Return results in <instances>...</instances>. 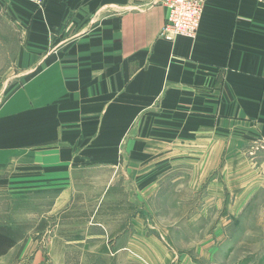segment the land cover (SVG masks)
<instances>
[{
  "label": "crops",
  "instance_id": "1",
  "mask_svg": "<svg viewBox=\"0 0 264 264\" xmlns=\"http://www.w3.org/2000/svg\"><path fill=\"white\" fill-rule=\"evenodd\" d=\"M165 17L163 0H0V192L37 198L62 252L112 264L224 257L255 205L253 258L232 264H264V0H203L194 38L161 37ZM185 215L215 217L206 250L174 247Z\"/></svg>",
  "mask_w": 264,
  "mask_h": 264
},
{
  "label": "rangeland",
  "instance_id": "2",
  "mask_svg": "<svg viewBox=\"0 0 264 264\" xmlns=\"http://www.w3.org/2000/svg\"><path fill=\"white\" fill-rule=\"evenodd\" d=\"M10 193V191L3 189L0 192V217H9L8 219H10V217H21V220L16 223V226H14L12 223V226L16 228H12V226H0V230L7 231V234H10L9 236H11L10 238L15 242L17 240L18 244L10 254L0 259V264H112L113 260L119 258H117V256H120V254L106 255L102 254L101 252H98V254H80L78 253V251H68L65 253L62 252L64 234L61 230V223H53L52 221L50 222L49 218L43 217V215L45 214L44 212H46V208L43 205H41L40 207L34 205L33 200L36 201L37 198L32 200L30 196L15 197L13 195L11 196ZM158 200H162L163 203L161 205L153 204L152 208L162 212V218L159 217V219L161 218L162 222H166L165 224H168L167 222L171 223L172 218L165 213H167L170 208L175 209L176 207H169V202L164 198ZM171 202H173V200ZM199 208L201 209V207ZM178 209H180L179 206ZM255 210L256 206L252 205L249 214L246 216V219L244 217L242 222H233L235 226L234 228L236 229L235 233L237 238L233 239L230 247H227V245L225 246L227 250L225 249L224 257L222 255H215L213 256V258L209 259V256L206 253H204L205 255H198L193 252V254L189 253L190 258L192 260L194 259L197 264H228V255H231L229 264H232L236 260V258L238 259L239 257H243L244 255L247 258H253V252L256 250L254 247L256 240L254 237L256 222L254 220L256 217H260L258 216L259 207L257 209V215L254 216V213L256 212ZM55 212L56 218H61V216L63 215L61 214V210L58 213L57 211ZM185 212L186 209L182 207L181 214H184ZM213 213L215 217L221 216L220 211H217L216 207L213 209ZM165 215L166 217H164ZM36 217L41 218V222L38 225L35 220ZM186 218L188 217H186L185 215L183 216V218L179 219L176 222V226L179 229L178 233H180L178 234V238L181 241H178L177 238H173L172 236L174 247L180 250H187L191 247L192 243L195 245V247L206 250L208 248V243L212 244L210 238V227L213 223H215L213 220L214 218L212 219V217H208L206 219L199 217V220L193 223H189ZM152 222L154 225L156 224L154 221ZM80 224L82 223L80 222ZM49 225H51V229L47 230V227H49ZM54 225H57V227H55ZM156 228L158 229L157 226ZM73 233H71V235H73ZM238 233L241 234V237L238 235ZM245 233H247V235H245ZM188 235L191 236V238H186L188 237ZM216 235L218 237L221 236V234ZM31 236L33 238L32 240L30 238ZM161 236L162 235L159 234V237ZM160 239L166 242L163 237H161ZM240 242L242 243L240 244ZM238 244L240 245L238 246ZM235 246L236 248L233 252V248ZM109 251L110 250H108V252ZM259 251H261V249ZM183 257H186V255H184ZM218 257L219 259L217 260ZM175 261H177V259ZM236 264H242V261L240 263L236 262Z\"/></svg>",
  "mask_w": 264,
  "mask_h": 264
},
{
  "label": "built area",
  "instance_id": "3",
  "mask_svg": "<svg viewBox=\"0 0 264 264\" xmlns=\"http://www.w3.org/2000/svg\"><path fill=\"white\" fill-rule=\"evenodd\" d=\"M165 22L160 36L169 40L184 35L194 38L200 25L203 0H163Z\"/></svg>",
  "mask_w": 264,
  "mask_h": 264
},
{
  "label": "trees",
  "instance_id": "4",
  "mask_svg": "<svg viewBox=\"0 0 264 264\" xmlns=\"http://www.w3.org/2000/svg\"><path fill=\"white\" fill-rule=\"evenodd\" d=\"M14 243L10 236L0 232V255L6 253Z\"/></svg>",
  "mask_w": 264,
  "mask_h": 264
}]
</instances>
